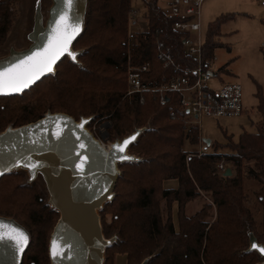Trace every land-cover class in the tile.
I'll use <instances>...</instances> for the list:
<instances>
[{
	"label": "trees",
	"instance_id": "obj_1",
	"mask_svg": "<svg viewBox=\"0 0 264 264\" xmlns=\"http://www.w3.org/2000/svg\"><path fill=\"white\" fill-rule=\"evenodd\" d=\"M13 1L0 0V45L12 25ZM143 2L148 30L138 35L129 51L126 19L136 0H86L84 28L72 45L78 51L76 59L65 56L53 73L28 90L0 96V132L33 122L47 112L66 113L75 120L90 117L87 128L95 121H107L110 140L146 126L128 146L137 158L117 164L113 196L98 209L102 236L112 239L104 249L103 264H115L117 254L125 255V264H255L264 257L249 249L244 231V220L252 224V217L243 178L261 182L263 198L264 103L260 89L256 95L261 119L255 132H242L238 141L228 135L226 143L211 142V151L189 156L184 143L197 144L199 128L185 124L177 93H163L164 104L158 92L146 91L143 103L124 96L128 63L146 64L143 80L153 86L168 81L175 74L174 65L193 67L197 62L186 53L183 34L173 28V18L158 0ZM235 15L222 13L208 23L202 43L205 63L209 64L221 45V26ZM161 47L170 49L172 62L166 66L157 57ZM223 71L226 65L219 69ZM222 148L228 150L220 152ZM218 162L231 165V173L220 172ZM24 177L23 170H12L0 178V214L16 219L29 233L22 264H50L49 239L59 211L36 184L23 182ZM168 179H175L177 186L164 187ZM200 191L216 207L213 221L208 219V204L191 215L185 213L186 204L199 197Z\"/></svg>",
	"mask_w": 264,
	"mask_h": 264
},
{
	"label": "water",
	"instance_id": "obj_2",
	"mask_svg": "<svg viewBox=\"0 0 264 264\" xmlns=\"http://www.w3.org/2000/svg\"><path fill=\"white\" fill-rule=\"evenodd\" d=\"M84 9H86V0H73L71 9L68 10L70 22L78 23L81 29L70 45V51L76 53V56L78 51L73 50L72 45L84 28L82 19ZM64 10L65 0H52L45 26L41 27L37 24L35 26L34 43L26 50L15 52L0 60V69L25 58L45 44L54 21ZM65 56L73 60L71 56L65 54L53 66L52 72L40 76L28 88L18 93L0 94V96H13L28 90L42 78L53 73L55 66ZM89 121L90 117L75 120L66 113L47 112L33 122L14 128L8 126L0 132V178L18 167L26 169L29 176L33 177L37 169L47 166L45 161L35 158L37 155L49 153L57 159L58 172L52 175V197L49 203L59 211V218L49 239L50 264H102L104 249L112 239L106 240L102 236L98 209L113 196L115 180L119 173L117 164L136 159L127 152L130 143L123 153H114L113 145L133 135L137 138L142 129L137 128L119 142L113 141L110 148L105 149L87 130L86 125ZM106 123L108 125V122ZM81 124L83 127H80ZM203 141L206 146L211 143L209 139ZM81 144L84 146L81 147ZM121 156H127L129 159H120ZM230 173L231 169L226 168L223 174ZM0 221L14 227L18 226L28 237L23 252L14 251L11 241L5 240L0 243V264H22L24 252L30 241L29 233L23 225L12 218L0 216ZM53 239L65 249L64 256L53 258L51 254ZM253 250L264 257V253L258 249Z\"/></svg>",
	"mask_w": 264,
	"mask_h": 264
},
{
	"label": "rangeland",
	"instance_id": "obj_3",
	"mask_svg": "<svg viewBox=\"0 0 264 264\" xmlns=\"http://www.w3.org/2000/svg\"><path fill=\"white\" fill-rule=\"evenodd\" d=\"M51 4L52 0L13 1L12 25L4 42L0 45V60L15 52L24 51L34 43L35 26L36 24L41 27L45 26ZM136 4L139 6V0H136ZM227 12H241L247 15L237 14L221 27L219 36L221 45L215 48L213 58L209 62V69L216 73V76L223 82H235L241 86L244 109L239 116L200 117L196 121L199 128V140L194 145H188L185 142L184 149L187 152L198 150L200 145L205 148V151H211L213 149L212 144L206 146L202 141L204 139L216 143H226L227 136L231 135L234 141H238L242 132H255L256 124L261 119V112L257 109L258 98L256 94L259 88L264 103V6L261 5V0H205L200 18L202 31L206 30L208 23L216 16ZM85 14L86 9L82 13L84 23ZM225 65L226 71L219 72V69ZM106 122L98 123L95 121L87 130L105 143L119 142L121 140L119 138L115 140L108 139V125H106ZM145 127L142 126L140 129ZM227 150L226 148L219 149L220 152H226ZM127 152L137 158V155L130 153L129 150ZM35 158L45 161L47 166L37 169L33 177H30L28 171L24 168L18 167L14 170H23L25 172L23 182L36 184L45 194L46 201L49 202L52 197V175L58 172V162L55 156L49 153L37 155ZM223 165L226 166L227 164L223 162ZM226 168H231V165ZM261 184V182L244 175L243 188L246 194V206L252 217V224L248 220H244V231L249 248L252 247L253 242L264 245V193H262L263 198H260L259 189ZM163 185L170 187L175 185V181L167 180L163 182ZM187 204L188 211L185 207V213L188 215L197 212L202 205L208 204L211 207L209 221H213L216 217V207L210 196L203 191H200L199 197L192 199ZM175 206L173 218L176 221ZM161 207L164 211V202L161 203ZM0 216L3 215L0 214ZM125 263V255L117 254L115 264Z\"/></svg>",
	"mask_w": 264,
	"mask_h": 264
},
{
	"label": "built area",
	"instance_id": "obj_4",
	"mask_svg": "<svg viewBox=\"0 0 264 264\" xmlns=\"http://www.w3.org/2000/svg\"><path fill=\"white\" fill-rule=\"evenodd\" d=\"M139 6L135 3L127 13L126 45L130 51L137 42L140 33L148 30V17L146 5L139 0ZM204 0H158L159 6L173 18V28L183 34V44L188 55L196 58V65H174L175 74L161 85H148L143 80V74L147 71L146 64L136 66L128 63L126 68L125 95L129 99H135L139 103L144 101L146 91L158 92L161 95L160 103H165L163 93L174 92L179 95V105L185 112L184 122L187 126L196 125L200 117H230L242 114V88L235 82H223L216 73L209 69V64L202 59V43L204 35L201 29V8ZM264 4V0L261 1ZM157 57L166 66L172 62L170 49L161 47ZM198 127V126H197ZM95 137L96 135L93 134ZM100 144L109 149L111 142L105 143L95 137ZM203 141V140H202ZM204 142V141H203ZM205 148L200 145L198 150L188 152L189 156L200 157ZM217 168L225 172L223 162L217 163ZM255 264H264V259Z\"/></svg>",
	"mask_w": 264,
	"mask_h": 264
},
{
	"label": "snow or ice",
	"instance_id": "obj_5",
	"mask_svg": "<svg viewBox=\"0 0 264 264\" xmlns=\"http://www.w3.org/2000/svg\"><path fill=\"white\" fill-rule=\"evenodd\" d=\"M72 3L73 0H65V10L54 21L45 44L25 58L4 69H0V94L18 93L28 88L40 76L52 72L53 66L65 54L75 60L76 53L70 51V45L81 29L78 23L70 22L71 18L68 10L71 9ZM80 127H83V124ZM135 138V135H133L123 142L113 145V152L123 153L127 145ZM83 146L81 144V147ZM119 158L129 159L127 156ZM5 240L11 241V247L14 251L23 252L28 237L18 226L14 227L0 221V243ZM252 248L264 253V246H259L256 242L252 243ZM51 254L54 259L65 254V249L56 239L52 241Z\"/></svg>",
	"mask_w": 264,
	"mask_h": 264
},
{
	"label": "crops",
	"instance_id": "obj_6",
	"mask_svg": "<svg viewBox=\"0 0 264 264\" xmlns=\"http://www.w3.org/2000/svg\"><path fill=\"white\" fill-rule=\"evenodd\" d=\"M261 1H262V0H261ZM204 2H205V0H204ZM204 2H203V3H204ZM261 5L264 6V4H262V3H261ZM202 6H203V4H202ZM235 14H236V15H237V14L247 15L246 13H241V12H240V13H235ZM201 15H202V8H201ZM236 15H235V16H236ZM228 21H229V20H228ZM200 23H201V22H200ZM225 23H226V22H225ZM225 23H224V24H225ZM224 24H223V25H224ZM223 25H222V26H223ZM222 26H221V27H222ZM201 29H202V23H201ZM220 30H221V29H220ZM202 33H203V35H204L205 31H204V32L202 31ZM168 180H174V181H175V185H172V186H170V187H166V186L164 185V187H166V188H175V187L177 186V181H176L175 179H168ZM165 181H167V180H165ZM165 181H164V182H165ZM174 205H175V204H174ZM175 207H176V206H175ZM187 208H188V204L186 205V211H188ZM173 211H175L174 206H173Z\"/></svg>",
	"mask_w": 264,
	"mask_h": 264
}]
</instances>
